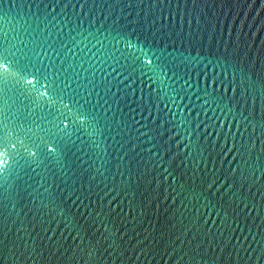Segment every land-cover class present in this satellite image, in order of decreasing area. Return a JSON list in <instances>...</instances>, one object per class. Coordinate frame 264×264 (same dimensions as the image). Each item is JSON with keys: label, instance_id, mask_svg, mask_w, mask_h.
Wrapping results in <instances>:
<instances>
[{"label": "water", "instance_id": "water-1", "mask_svg": "<svg viewBox=\"0 0 264 264\" xmlns=\"http://www.w3.org/2000/svg\"><path fill=\"white\" fill-rule=\"evenodd\" d=\"M152 11L149 31L147 2L0 0V44L60 47L71 32L68 63L107 61L124 73L112 92L131 103L108 113L127 127L101 149L76 140L75 157L0 180V264H264V0H170L162 21ZM125 36L136 55L166 50L189 74L179 109L169 87L156 99L121 67ZM212 80L216 104L205 103ZM142 95L147 110L132 103Z\"/></svg>", "mask_w": 264, "mask_h": 264}, {"label": "snow or ice", "instance_id": "snow-or-ice-1", "mask_svg": "<svg viewBox=\"0 0 264 264\" xmlns=\"http://www.w3.org/2000/svg\"><path fill=\"white\" fill-rule=\"evenodd\" d=\"M146 2L149 14L153 17L149 21L151 31L157 23L156 13L152 9L160 10L162 21V8L167 7L170 0H136V6L143 9ZM143 30L144 26L138 20L137 28L133 31L142 33ZM121 35L117 31L112 40L119 41ZM58 42L60 47L56 46L57 41L44 40L37 43L35 38L31 48L27 45L17 48L15 44H9L7 39L0 44V180H3V186H7L13 177L22 179L21 173L29 175V170H35L34 165L45 162L61 164L69 154L75 157L77 152L84 151V148L76 144V140L101 149L106 144V133L111 134L115 128L116 134L121 135L123 128L127 127L126 121L115 122V112H112L111 117L108 115L113 106L122 111L121 100H124L125 106L131 107L127 93L125 97H118L111 88L112 80H119L124 73L111 64L108 65L111 71H108L104 68L107 61L92 63L81 57V63H68L72 59L69 54L73 47H79L77 38L69 32L67 41L58 36ZM124 42L128 55L124 57L127 63L121 67L130 75L138 74L137 78L147 77L152 82L148 87L152 92H157L156 99H159V92H163L166 86L169 87L175 95L168 96V99L179 109L187 96L185 86L189 84V79L185 77L189 74L186 70L182 73L176 59L170 54L164 55L166 50H153L151 46L145 50L141 47L139 51L142 55H136L130 51L133 47L132 39L125 36ZM69 44L73 47H69ZM49 50L51 56L48 55ZM45 59L48 60L47 64ZM84 63H88L89 67L85 68ZM116 63L119 64L120 61L116 60ZM116 73L118 74L114 75ZM206 83L213 90L208 93L205 103L216 104L220 98L215 95L216 81ZM177 84H180L179 88L175 86ZM9 92L15 96V111L13 105L9 104ZM152 92L149 93L150 100ZM131 95L134 96L135 91ZM143 99L142 95L139 101L133 100L132 103L147 110L148 106L143 103ZM80 133L87 136L88 140L85 141ZM115 143L121 149L125 147L121 140Z\"/></svg>", "mask_w": 264, "mask_h": 264}]
</instances>
